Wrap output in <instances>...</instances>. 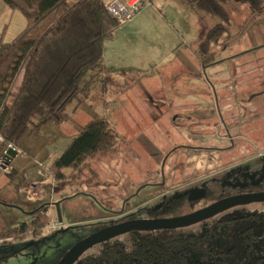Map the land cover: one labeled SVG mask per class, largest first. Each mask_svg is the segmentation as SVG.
Here are the masks:
<instances>
[{
  "label": "rangeland",
  "instance_id": "obj_1",
  "mask_svg": "<svg viewBox=\"0 0 264 264\" xmlns=\"http://www.w3.org/2000/svg\"><path fill=\"white\" fill-rule=\"evenodd\" d=\"M150 2L131 21L120 23L106 38L105 46L124 50L123 60L131 63L145 54L150 56L153 49L162 52L174 48L172 58L155 70L164 77L162 85H153L154 91L162 92L157 106L166 113L170 104L173 108L168 111L179 106V100L170 97L176 79L179 91L195 90L179 103L187 104V113L184 109L180 112L190 117L181 114L173 121L172 112L171 119L165 117L164 123L153 127V102L149 99L144 103L137 95H113L109 78L105 74L102 77V66L95 67L89 78L85 76L86 87L92 88L88 89V100L78 108V118L87 122L114 117L109 125L117 143L91 155L72 174L65 169L69 174L65 180H53L56 200L49 201L48 196L44 202L60 201L62 225L51 228L58 221L54 209L40 236L0 238V264H56L98 226L93 223L104 217L145 207L147 198L165 189L236 162L258 164L255 156L264 153V12L253 18L247 3L226 0L222 4L225 18L205 13L186 0ZM154 14L160 18L154 20ZM134 19L141 20L132 24ZM216 24L224 28L204 51L200 43ZM25 25L22 13L0 0V41L10 42ZM127 73L142 81L152 77L137 71ZM133 88L139 89L137 85ZM36 117L42 120L40 127L23 134L17 142L23 154L11 163L16 172H1L0 235L33 210L24 200L28 185L42 182V188L50 191L45 157L57 138L70 129L63 125L68 121L64 114L59 119ZM240 208L228 211L232 220L212 227L219 257L223 264H264V203ZM187 231L200 233L202 228L197 224Z\"/></svg>",
  "mask_w": 264,
  "mask_h": 264
},
{
  "label": "trees",
  "instance_id": "obj_2",
  "mask_svg": "<svg viewBox=\"0 0 264 264\" xmlns=\"http://www.w3.org/2000/svg\"><path fill=\"white\" fill-rule=\"evenodd\" d=\"M2 1L19 10L26 20L15 38L0 41V136L16 145L23 134L40 126V121L35 122L38 114L60 117V110L82 86L86 74L101 64L104 40L121 22L108 14L102 0ZM186 1L205 13L226 18L222 5L226 0ZM234 1L247 3L253 18L264 12V0ZM223 28L220 24L210 28L200 47L206 51ZM116 143L107 119L94 118L53 160L48 171L55 182L65 180L69 176L65 169L72 174L91 155ZM49 222L50 216L43 209H35L27 221L5 230L0 238L26 234L35 238ZM187 232L140 231L129 242H110L75 264H223L212 230Z\"/></svg>",
  "mask_w": 264,
  "mask_h": 264
},
{
  "label": "crops",
  "instance_id": "obj_3",
  "mask_svg": "<svg viewBox=\"0 0 264 264\" xmlns=\"http://www.w3.org/2000/svg\"><path fill=\"white\" fill-rule=\"evenodd\" d=\"M151 16H153V15H151ZM147 17H148V15L142 16V18H144V19H146ZM152 18L154 20H158L160 17H158L157 15L154 14V16ZM140 20L134 19L132 24L137 22V21H140ZM168 38L171 40L170 35H168ZM107 41H108V39L104 40L103 59H102V62L100 65L102 66V70H101L102 77L105 74L109 78V84H110V89H111L110 92L113 95L119 96V97L121 95H125V96H127V98L130 95H137L136 97L138 98V100L140 99L142 102L144 101V103L146 100L150 99L153 102V106H151V108H152L151 111L153 112V114H155V115H153V118H154L153 121H155V123L152 125L153 127L158 126L160 122L164 123L165 117L171 119V117H172L171 113L172 112L175 113V117L173 118V121L177 117H179L181 114L185 115L186 117H190L186 114L187 113L186 111L189 110V109H187V104L183 105L184 108H182L183 106H181V104H179V103H180V100L186 99L188 93L195 92V90H193V91H191V90L182 91V92L179 91L177 88L176 81H175L176 79H173V83L175 84V87L171 90L173 95H171L170 97L174 98V99H178L179 100V103H178L179 106H176L173 111H168V109L170 110V108H173L170 104L169 106L166 107L167 113L164 111L162 105H161L162 108L157 106V102L160 101L158 99V97H161L162 92H159L157 90L154 91L153 85L158 84V83H161V85H162V83H164V77H162L160 75L158 76V73H156L155 70L157 67L159 68L160 66H162L161 63H164L166 60L172 58V56L174 55V52H175L174 48L169 47L162 52L159 51L157 48L153 49V50H151L150 56H148V54H145L144 56H141V58H136L135 61H133L131 63V62L123 60V57L125 54L124 50L119 51V50H111V49H109V47L107 48L106 47ZM94 70H95V68L91 69L86 74V79L88 76H90L89 74L92 73ZM127 71H137L138 75L144 74V73L145 74L149 73V75L152 74V77H150L151 79L149 78V79H145L144 81H142L141 79H139L138 76H135L133 78L132 77L133 74H129V73H127ZM147 71H150V72H147ZM96 72H98V77H101L99 75V71H96ZM183 73L185 74V72H183ZM156 75L158 77H156ZM173 76L175 77L176 75H173ZM95 77H96V75H95ZM135 79H136V82H135ZM19 82H20V80L18 81V83ZM87 82L88 81L86 80L85 82L82 83V86L77 90V92L69 99V101L61 109V110H63L61 115L64 114L65 120H66V118L68 120L63 125L68 127V128L70 127V129L68 132L66 131L65 135L57 138L55 145L52 148H50L52 150L45 157V159L48 162L47 167L50 166V164L53 162V160L64 150V148L69 144V142L78 134L80 129L88 121L92 120V118H91L90 120L85 122L86 121V120H84L85 118L79 119L78 114H77L78 108H80V104L85 103V101L88 100V95H90V93H91V91L89 92V90H88L91 86H89L88 88L86 87ZM133 85H137V87L139 89H134V88L132 89ZM140 85H141V87H139ZM93 89H95V88H93ZM96 90H99V88ZM99 94H100V92H98V95ZM181 94H183V95H181ZM181 96H184V97H181ZM192 99L194 100L195 98H192ZM161 102H163V101L161 100ZM156 108H157V110H156ZM183 109L185 110L183 112H186V113L180 112ZM61 115H60V117H61ZM46 118H49V117H46ZM59 118H56V119H59ZM105 118L107 119L109 124H111L109 119L114 121L113 120L114 117L113 118L110 117L109 119H108V117H105ZM65 120H64V122H65ZM39 121L42 123V120H39L36 117L35 122H39ZM172 123H174V122H172ZM130 125L134 126L135 122L131 123ZM33 131H31V132H33ZM16 146L19 148L18 143H16ZM5 147H6V142L0 140V155L3 153ZM22 154H23V151L21 154H19V153L16 154L14 152H11V154H10L11 158H12L11 163L16 161V159L19 156H21ZM1 172H2V169H0V183L2 182ZM15 172L16 171L13 168L12 175ZM47 175L50 177V181L48 182V184H50L51 188H50L49 192L42 188V182H38V183L35 182L33 184L28 185V189L26 190L27 196H26V194L23 193L25 195V199H24L25 203L26 204L29 203V205L31 204L33 207L32 208L33 210L26 213V217L24 218V220H26L29 217L30 213L33 212L36 208L50 204L48 202H44L46 197L49 196V201L56 200L55 199L56 196L53 195V189H52V187L54 186V181H53L52 176L50 175L48 169H47ZM36 205H39V206L35 207ZM60 205H61V203H60ZM47 207L48 208L45 210V212L48 214V216L51 217L52 215L50 214V211L54 210L55 207L50 206V205ZM61 225H62V222H61ZM14 226H16V225H14Z\"/></svg>",
  "mask_w": 264,
  "mask_h": 264
},
{
  "label": "flooded vegetation",
  "instance_id": "obj_4",
  "mask_svg": "<svg viewBox=\"0 0 264 264\" xmlns=\"http://www.w3.org/2000/svg\"><path fill=\"white\" fill-rule=\"evenodd\" d=\"M255 157L257 158V160H259L257 162L258 164L254 163L247 165L244 162H236L235 164H231L230 166L215 170L212 173H208L202 175L199 178L192 179L184 184L174 187L173 189H165L158 194L147 198L145 202H147L148 205L145 207L142 205V207L131 208L126 212H120L109 217H104L103 219L93 223L98 224V226H96V228L90 233V235L107 226L129 220H156L181 216L197 211L224 198L264 192V153L258 154ZM240 207H243V205L230 207L206 220L197 222L187 227L160 230L188 233L187 230L197 224L202 229L208 228L212 230V227L215 224H218L219 222H225L226 220H232V217H228V211L231 209H239ZM47 208L48 207L44 205L36 209ZM216 218L218 219L213 220ZM136 233H140V231L123 233L104 242L95 244L90 248H94L92 251L94 252L99 248H102L104 245L109 244L110 242H121L123 240L129 242L132 235H135ZM88 249H86L73 264L85 257L88 253H91V251H87Z\"/></svg>",
  "mask_w": 264,
  "mask_h": 264
},
{
  "label": "water",
  "instance_id": "obj_5",
  "mask_svg": "<svg viewBox=\"0 0 264 264\" xmlns=\"http://www.w3.org/2000/svg\"><path fill=\"white\" fill-rule=\"evenodd\" d=\"M252 202H264V192L224 198L197 211L181 216L156 220L134 219L110 225L77 242L56 264H73L86 249L126 232L187 227L206 220L230 207L246 205ZM49 205L55 207L58 212V221L61 223L60 201L51 202L46 206ZM43 210L45 211L46 209Z\"/></svg>",
  "mask_w": 264,
  "mask_h": 264
},
{
  "label": "built area",
  "instance_id": "obj_6",
  "mask_svg": "<svg viewBox=\"0 0 264 264\" xmlns=\"http://www.w3.org/2000/svg\"><path fill=\"white\" fill-rule=\"evenodd\" d=\"M105 9L109 15L113 18L118 20L119 22H129L131 21L134 16L146 5L151 4L149 0H102ZM16 77V81H19L20 78ZM15 84V83H14ZM19 83L16 82V85L12 87V91H15L16 86ZM0 140H2L0 136ZM3 141V140H2ZM11 152L16 154H21L22 151L12 142H6V147L3 153L0 155V169L6 174L12 173V166H11ZM59 221H55L51 224V228H58L60 226Z\"/></svg>",
  "mask_w": 264,
  "mask_h": 264
}]
</instances>
